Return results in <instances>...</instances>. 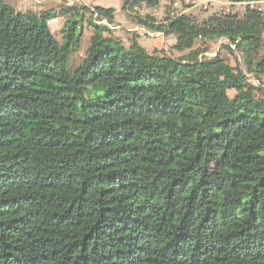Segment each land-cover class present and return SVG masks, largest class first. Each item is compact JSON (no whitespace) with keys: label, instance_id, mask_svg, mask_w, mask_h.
Wrapping results in <instances>:
<instances>
[{"label":"trees","instance_id":"16d2710c","mask_svg":"<svg viewBox=\"0 0 264 264\" xmlns=\"http://www.w3.org/2000/svg\"><path fill=\"white\" fill-rule=\"evenodd\" d=\"M218 1L127 0L168 54L0 0V264H264V0Z\"/></svg>","mask_w":264,"mask_h":264},{"label":"rangeland","instance_id":"374dc122","mask_svg":"<svg viewBox=\"0 0 264 264\" xmlns=\"http://www.w3.org/2000/svg\"><path fill=\"white\" fill-rule=\"evenodd\" d=\"M7 4L16 7L21 12H28L30 10L35 12H41L46 10H57L53 11L52 13H55V18L52 19L50 23V28L56 38L58 40H62V33L61 29L64 26V23L67 21L69 16L61 15V11L68 8V6L73 5H86L89 7H95V6H102L105 8H114L116 11L115 14V22L113 24L112 29V36L122 41L126 46L129 45L132 38L135 36L139 37V42L141 45L150 53H168V54H176L172 51V46H174L176 39L174 36H166L161 32H157L154 30H150L148 28H144L139 26V24L136 22L135 15L136 12L132 10H125L124 5L127 2V0H4ZM168 0H163V4L167 3ZM189 4V2H187ZM192 3V2H191ZM209 0H196L195 6L185 9L187 10L186 13L194 12L195 14H198L199 10L203 6L204 8L207 7V13L205 15H210L211 13L217 11V9H220L222 7H228L229 3L214 0L211 1V4H209ZM241 5H239L240 7ZM179 10L184 11V8L179 4ZM147 11V10H146ZM145 11V12H146ZM163 7L161 8L159 15L160 21L163 18ZM148 12V11H147ZM139 13V12H137ZM93 35L92 29L85 28L84 29V37H83V48L82 52L80 51L78 54H76L73 57V60L77 61L79 60L83 55L84 51L89 45V40ZM227 42L225 40H220L217 43H210V56H216L218 53H221V55L227 59V61L231 65H236L235 59L237 53L229 52L224 48V45ZM224 48V49H223ZM236 54V55H235ZM233 96L234 93H231ZM258 96H261L262 94L257 93Z\"/></svg>","mask_w":264,"mask_h":264},{"label":"built area","instance_id":"2783aa9c","mask_svg":"<svg viewBox=\"0 0 264 264\" xmlns=\"http://www.w3.org/2000/svg\"><path fill=\"white\" fill-rule=\"evenodd\" d=\"M252 6H253V7L256 6V7L258 8L259 11H264V1L260 2L259 4H252ZM100 23L109 26L108 23H107L106 21H102V22H100ZM112 28H113V27H112Z\"/></svg>","mask_w":264,"mask_h":264}]
</instances>
